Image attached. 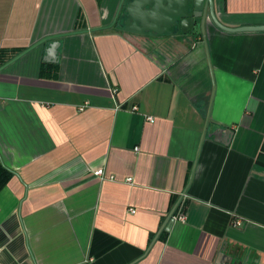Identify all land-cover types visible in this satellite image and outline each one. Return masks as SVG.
Segmentation results:
<instances>
[{
  "label": "crops",
  "instance_id": "0c3cea01",
  "mask_svg": "<svg viewBox=\"0 0 264 264\" xmlns=\"http://www.w3.org/2000/svg\"><path fill=\"white\" fill-rule=\"evenodd\" d=\"M181 1L0 0V264H264V32Z\"/></svg>",
  "mask_w": 264,
  "mask_h": 264
},
{
  "label": "water",
  "instance_id": "95a60500",
  "mask_svg": "<svg viewBox=\"0 0 264 264\" xmlns=\"http://www.w3.org/2000/svg\"><path fill=\"white\" fill-rule=\"evenodd\" d=\"M145 0H120L116 14L111 24L117 23L120 19V15L123 11H130V8L139 3H143ZM172 25V30L175 29L177 33L188 34L193 30L195 24H199V29L202 35H205L206 24L210 21L214 27L221 31L232 32V33H240V32H264V25H243L237 27H229L223 25L216 17L215 9H214V1L213 0H182L179 4L177 11H175L169 20ZM127 23V21L125 22ZM107 27V26H106ZM87 31V30H83ZM76 31L70 32L75 33ZM61 34L54 36H47L39 42H36L30 45L28 48L18 53L10 60L5 62L2 66H0V70L5 68L7 65L11 64L19 57L23 56L25 53L40 45L45 39L59 37ZM205 38V36H204ZM206 41V40H205ZM57 42L49 44L48 53L52 54L57 45Z\"/></svg>",
  "mask_w": 264,
  "mask_h": 264
},
{
  "label": "built area",
  "instance_id": "2783aa9c",
  "mask_svg": "<svg viewBox=\"0 0 264 264\" xmlns=\"http://www.w3.org/2000/svg\"><path fill=\"white\" fill-rule=\"evenodd\" d=\"M148 120L149 121H153L154 118L153 117H148ZM92 174L96 177H102L103 176V169L100 168V167H94L92 169ZM133 211V210H132ZM173 219L174 220H177V221H181V222H184L185 219H186V214H185V211L183 210L182 207H179L177 212L175 213V215L173 216Z\"/></svg>",
  "mask_w": 264,
  "mask_h": 264
},
{
  "label": "trees",
  "instance_id": "16d2710c",
  "mask_svg": "<svg viewBox=\"0 0 264 264\" xmlns=\"http://www.w3.org/2000/svg\"><path fill=\"white\" fill-rule=\"evenodd\" d=\"M6 53L5 49L0 50V65L5 61L4 54ZM10 173L0 166V187L6 182Z\"/></svg>",
  "mask_w": 264,
  "mask_h": 264
},
{
  "label": "flooded vegetation",
  "instance_id": "af4514ba",
  "mask_svg": "<svg viewBox=\"0 0 264 264\" xmlns=\"http://www.w3.org/2000/svg\"><path fill=\"white\" fill-rule=\"evenodd\" d=\"M192 32V31H191Z\"/></svg>",
  "mask_w": 264,
  "mask_h": 264
}]
</instances>
